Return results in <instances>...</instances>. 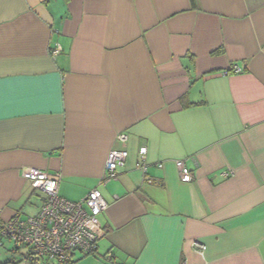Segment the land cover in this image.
I'll list each match as a JSON object with an SVG mask.
<instances>
[{"label":"crops","instance_id":"crops-1","mask_svg":"<svg viewBox=\"0 0 264 264\" xmlns=\"http://www.w3.org/2000/svg\"><path fill=\"white\" fill-rule=\"evenodd\" d=\"M27 168L101 191L82 264H264V0H0V223L42 207Z\"/></svg>","mask_w":264,"mask_h":264},{"label":"built area","instance_id":"built-area-1","mask_svg":"<svg viewBox=\"0 0 264 264\" xmlns=\"http://www.w3.org/2000/svg\"><path fill=\"white\" fill-rule=\"evenodd\" d=\"M61 51V47L58 46L51 54L55 57ZM241 72L238 66H233L225 75ZM117 140L125 145L128 136L119 134ZM139 155L138 168L147 172V149L141 148ZM128 156L125 148L114 149L108 154L101 185L119 179L121 171L126 167ZM176 167L181 182L191 183L193 176L185 162L177 161ZM24 177L30 182L31 187L43 196L42 207L34 216L25 218L17 216L1 222L0 248L7 246L28 264H73L78 253L84 256L94 254L100 236L94 226V219L107 208L101 191L94 189L85 199L72 202L59 194L61 175L27 168L24 170ZM195 247L199 254L205 251L203 245L195 244ZM107 259L112 261V255L108 254Z\"/></svg>","mask_w":264,"mask_h":264},{"label":"rangeland","instance_id":"rangeland-1","mask_svg":"<svg viewBox=\"0 0 264 264\" xmlns=\"http://www.w3.org/2000/svg\"><path fill=\"white\" fill-rule=\"evenodd\" d=\"M39 196H42V195L39 193ZM34 201H35L34 202V206L31 207L33 211L36 210L37 205L39 206V204L41 203V201H40L39 198L34 199ZM32 214L33 213L26 212V213L21 214V216H23V217H29V216H32ZM5 243H6V241H5ZM9 251L10 250H9V248L7 246H6V248H0V255H6V256H9L10 257L12 253L10 254ZM12 257L13 258H18L19 255H16V254L14 255L13 254V256H11L10 258H12ZM94 258L95 257L92 256V255H90V256H84L81 253H78L76 255V257L74 258L73 262H77V264H82V263H86V262H92L94 260Z\"/></svg>","mask_w":264,"mask_h":264},{"label":"trees","instance_id":"trees-1","mask_svg":"<svg viewBox=\"0 0 264 264\" xmlns=\"http://www.w3.org/2000/svg\"><path fill=\"white\" fill-rule=\"evenodd\" d=\"M10 251H11V253L14 254V255H15V254H16V255L18 254V253L15 252V251H12V250H10ZM96 251H97V250H96ZM96 251H95V252H96ZM95 252H94V253H95ZM92 255H93V254H92ZM19 258H20V257H19ZM20 260H21V261H24L23 258H20Z\"/></svg>","mask_w":264,"mask_h":264}]
</instances>
